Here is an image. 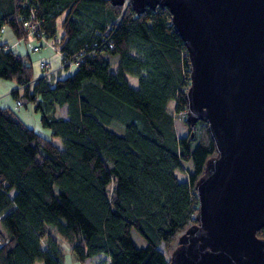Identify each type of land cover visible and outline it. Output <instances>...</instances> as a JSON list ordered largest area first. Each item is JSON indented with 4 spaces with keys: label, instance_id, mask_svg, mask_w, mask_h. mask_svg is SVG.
<instances>
[{
    "label": "trees",
    "instance_id": "1",
    "mask_svg": "<svg viewBox=\"0 0 264 264\" xmlns=\"http://www.w3.org/2000/svg\"><path fill=\"white\" fill-rule=\"evenodd\" d=\"M29 2L61 49L90 50L70 74L34 77L29 61L0 39V77L14 80L12 94L20 88L40 125L61 142L0 105V264H59L61 238L81 261L169 264L158 245H175L194 220L193 182L214 146L203 120L176 132L188 57L167 8L135 13L108 0ZM27 8L23 0H0V26L24 36L20 16ZM105 27L112 46L92 45ZM62 106L64 116L56 112ZM182 166L187 177L179 180L175 170ZM131 227L144 238L142 246L131 240ZM255 234L264 236V225Z\"/></svg>",
    "mask_w": 264,
    "mask_h": 264
},
{
    "label": "water",
    "instance_id": "2",
    "mask_svg": "<svg viewBox=\"0 0 264 264\" xmlns=\"http://www.w3.org/2000/svg\"><path fill=\"white\" fill-rule=\"evenodd\" d=\"M121 5L123 0H108ZM166 7L188 57L184 120L214 146L194 180V220L169 264H264V0H129Z\"/></svg>",
    "mask_w": 264,
    "mask_h": 264
},
{
    "label": "rangeland",
    "instance_id": "3",
    "mask_svg": "<svg viewBox=\"0 0 264 264\" xmlns=\"http://www.w3.org/2000/svg\"><path fill=\"white\" fill-rule=\"evenodd\" d=\"M7 28H9V27H7ZM42 46H48L49 47V45H47V44H43ZM53 51L55 52V50H53ZM30 64L32 65V71L34 69L38 68L37 67V63H34V61H31ZM74 67H75V65L67 66V67H64V68L61 67V69H60V74L61 75L58 76V74H56L55 77H61V76H64V75L69 74ZM0 79H2L3 81L11 80V81L14 82V80L13 79H10V78H2V77H0ZM127 79H128V81L130 82L131 85L135 86L136 81H135V78L134 77H132V76H130V75L127 74ZM10 97H11V94L9 93V89H8L5 92V94L0 95V99H2L1 102L8 101L10 99ZM3 98H4V100H3ZM11 98H13V97H11ZM22 100H23V98H22ZM172 103H173V100L170 99L168 101L167 108L170 109L171 106H172ZM2 104H5V103H2ZM30 105L31 104H29L27 102L24 103V104H19V105H17L15 107V112L17 114H20V113H23L24 111H28L29 117H30L28 119V121H27L28 124H30V125L32 124L35 128L38 129V131H40L39 133L44 134L45 136H47L48 138H50L52 142L56 143L57 145H60L61 142H60V138L59 137H57L56 135H53V136L50 135L49 129L47 127H44V126L40 125L39 121L37 122V121H35L33 119L34 118L33 117V114H34L33 112L34 111H32V107ZM35 117L37 119H39L38 113L35 114ZM173 118H174L173 121H175V129H176V132L179 135L180 134L187 133V124H186L187 122L184 121V117H182L180 115L178 116L177 115V112H176V113H174ZM106 125L109 128L113 129L117 133H121L122 130H123V128H122L121 125H116L115 126L112 123L106 124ZM182 164H183V166L186 165L187 167H191V163L189 161H182ZM183 166H182V169L180 171L178 169L175 170V173H176V175H177V177H178L179 180L185 179L187 177L186 171L183 170L184 169ZM130 237H131V240L134 241V243L137 246H142L145 243L144 238L133 227L130 228ZM175 242H176V240H175ZM59 244H60V250H61L60 251V254L61 255L58 258L59 259V264H86L84 261L77 260L75 258V255L73 254V252H72V250L70 248V243H68L66 240H64L62 238L59 239ZM172 247L165 248V247H163L162 244H159L158 245V249L161 250L163 252V254H164V257H167V258L169 256V253H170ZM101 257L102 256H100L99 258H96V259L94 257H92V261H94V262H96L98 264H102L101 261L103 259H105V258L104 257L101 258ZM35 264H41V262L39 260H37V262Z\"/></svg>",
    "mask_w": 264,
    "mask_h": 264
},
{
    "label": "crops",
    "instance_id": "4",
    "mask_svg": "<svg viewBox=\"0 0 264 264\" xmlns=\"http://www.w3.org/2000/svg\"><path fill=\"white\" fill-rule=\"evenodd\" d=\"M62 14L58 15V17L56 18V32H57V36L59 37V34H61V28H60V19H61ZM0 39L2 41L5 42V44H7V47L12 48L16 54H19V56L24 59L29 61V63L31 61H34V63H37L38 60L43 59L45 61H47V63H49L52 72H51V77L56 78V74H58V76H60V69L61 67H59L60 63H59V54L55 51L52 50V48L49 46H40L38 48V50H33L31 49V46L36 44L35 40L33 39H29L26 38L24 36H17L15 35L12 30L10 28H7V26H5L4 30L2 31L1 37ZM5 46V47H6ZM38 67V66H37ZM64 68V67H62ZM40 70L38 68L34 69L32 71V74L34 75V77L39 76ZM70 74V73H69ZM17 88L16 83L11 81V80H7V81H3L2 79H0V95L5 94V92L9 89V93L11 94V98L8 101H4L1 102L2 99H0V105L2 106H6L8 108H11L16 117L21 119L26 125H28L29 127L35 128L32 124H28V119L29 117V113L28 111H24L23 113L17 114L15 112V107L17 106L16 100H20L19 104H24L25 102L22 100V97H20L19 93H20V88H18L17 90V94L13 95V91L14 89ZM13 90V91H12ZM4 100V98H3ZM5 103V104H2ZM18 104V105H19ZM31 106V105H30ZM32 111H34L33 113V119L35 121H39V119H37L35 117V114L38 113L33 107H32ZM56 112L61 115L64 116L65 115V106L62 107H58ZM40 123V121H39ZM37 131L38 129L35 128ZM40 132V131H38ZM84 261L86 264H95L94 261H92V258H85ZM105 264L106 263V259L104 261Z\"/></svg>",
    "mask_w": 264,
    "mask_h": 264
},
{
    "label": "built area",
    "instance_id": "5",
    "mask_svg": "<svg viewBox=\"0 0 264 264\" xmlns=\"http://www.w3.org/2000/svg\"><path fill=\"white\" fill-rule=\"evenodd\" d=\"M23 1L28 5V8L26 9V14L20 16L21 18L20 22L25 32L24 37L35 40L36 44L32 45L31 49L38 50V48L42 44L49 45L53 50H55L59 54V63H60L59 67H67L71 65H77L78 63H80L82 57L88 52V50H90L89 46L84 45L83 47L75 51H72L70 53L66 52L64 49H61L58 46L57 42L51 36L47 37L46 32L43 31V28L41 26L42 23L41 18L36 17L34 8L30 5L29 0H23ZM126 4H129V0H123L121 2L122 6H125ZM5 26L4 25L0 26V37ZM105 35L107 36V27H105L104 30L99 32L98 36L93 38L92 45L96 46L98 44L97 41H100L102 42L101 44L111 47L112 42L110 39L105 38L106 37ZM6 45L7 44H5L4 46ZM37 66L38 69L40 70L39 75L50 76L52 69L49 63H47V61L43 59L38 60ZM16 103L18 105L20 103V100H16ZM177 115L184 117L185 115L184 107L182 109H179Z\"/></svg>",
    "mask_w": 264,
    "mask_h": 264
}]
</instances>
